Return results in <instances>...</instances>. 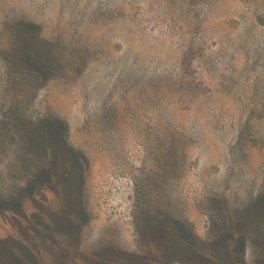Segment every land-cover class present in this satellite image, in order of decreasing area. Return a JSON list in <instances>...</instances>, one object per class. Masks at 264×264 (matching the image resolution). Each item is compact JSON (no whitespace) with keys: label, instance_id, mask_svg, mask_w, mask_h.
<instances>
[{"label":"rangeland","instance_id":"1","mask_svg":"<svg viewBox=\"0 0 264 264\" xmlns=\"http://www.w3.org/2000/svg\"><path fill=\"white\" fill-rule=\"evenodd\" d=\"M0 264H264V0H0Z\"/></svg>","mask_w":264,"mask_h":264},{"label":"trees","instance_id":"2","mask_svg":"<svg viewBox=\"0 0 264 264\" xmlns=\"http://www.w3.org/2000/svg\"><path fill=\"white\" fill-rule=\"evenodd\" d=\"M15 28L17 37L16 42L8 46L12 63L15 66L13 71L19 74L25 73L37 81L40 77L39 72L41 73V65L45 64V68H41L45 73L49 71L47 66L50 64L46 62V48L33 37V35H35V29L32 24L18 22ZM54 66L57 67L56 64Z\"/></svg>","mask_w":264,"mask_h":264}]
</instances>
